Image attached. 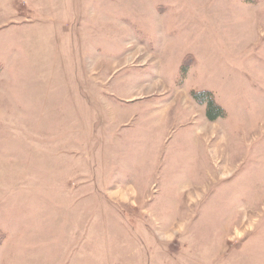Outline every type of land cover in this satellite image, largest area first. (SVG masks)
Returning <instances> with one entry per match:
<instances>
[{"label":"rangeland","instance_id":"obj_1","mask_svg":"<svg viewBox=\"0 0 264 264\" xmlns=\"http://www.w3.org/2000/svg\"><path fill=\"white\" fill-rule=\"evenodd\" d=\"M0 24V264H264V0H0Z\"/></svg>","mask_w":264,"mask_h":264},{"label":"trees","instance_id":"obj_2","mask_svg":"<svg viewBox=\"0 0 264 264\" xmlns=\"http://www.w3.org/2000/svg\"><path fill=\"white\" fill-rule=\"evenodd\" d=\"M189 56L190 55L186 56L185 59H188ZM187 68H188V60H186V64L183 66V71L187 72ZM190 97L194 102L204 107L205 115L208 121L214 122L217 118L223 117L225 115L224 110L215 103L211 92L191 91ZM0 238H1V235H0Z\"/></svg>","mask_w":264,"mask_h":264},{"label":"crops","instance_id":"obj_3","mask_svg":"<svg viewBox=\"0 0 264 264\" xmlns=\"http://www.w3.org/2000/svg\"><path fill=\"white\" fill-rule=\"evenodd\" d=\"M11 1V0H10ZM8 17V16H7ZM9 19V18H8ZM5 25L4 24H0V27H4ZM7 26V25H6ZM6 63V65L5 66H8V63L7 62H5ZM9 69V66H8V68H6L5 70L7 71Z\"/></svg>","mask_w":264,"mask_h":264}]
</instances>
